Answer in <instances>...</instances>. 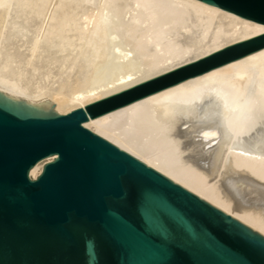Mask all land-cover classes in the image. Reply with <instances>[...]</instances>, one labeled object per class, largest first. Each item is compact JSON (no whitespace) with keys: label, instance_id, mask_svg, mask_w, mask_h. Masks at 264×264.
<instances>
[{"label":"bare ground","instance_id":"bare-ground-1","mask_svg":"<svg viewBox=\"0 0 264 264\" xmlns=\"http://www.w3.org/2000/svg\"><path fill=\"white\" fill-rule=\"evenodd\" d=\"M263 32L203 0H0V90L66 114ZM83 124L264 235V47Z\"/></svg>","mask_w":264,"mask_h":264},{"label":"water","instance_id":"water-1","mask_svg":"<svg viewBox=\"0 0 264 264\" xmlns=\"http://www.w3.org/2000/svg\"><path fill=\"white\" fill-rule=\"evenodd\" d=\"M203 1L264 23V0ZM262 47L264 32L66 114L0 90V264H264L262 233L83 124Z\"/></svg>","mask_w":264,"mask_h":264}]
</instances>
